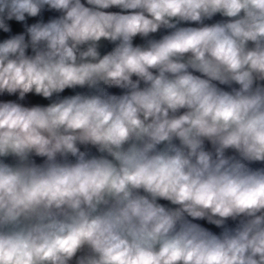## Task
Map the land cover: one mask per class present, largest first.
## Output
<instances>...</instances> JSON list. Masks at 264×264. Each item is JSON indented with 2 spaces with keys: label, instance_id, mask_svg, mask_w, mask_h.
Listing matches in <instances>:
<instances>
[{
  "label": "clouds",
  "instance_id": "obj_1",
  "mask_svg": "<svg viewBox=\"0 0 264 264\" xmlns=\"http://www.w3.org/2000/svg\"><path fill=\"white\" fill-rule=\"evenodd\" d=\"M0 264H264V0H0Z\"/></svg>",
  "mask_w": 264,
  "mask_h": 264
},
{
  "label": "trees",
  "instance_id": "obj_2",
  "mask_svg": "<svg viewBox=\"0 0 264 264\" xmlns=\"http://www.w3.org/2000/svg\"><path fill=\"white\" fill-rule=\"evenodd\" d=\"M33 99L35 100L36 103H41V104H46L47 101L39 98V97H33Z\"/></svg>",
  "mask_w": 264,
  "mask_h": 264
},
{
  "label": "crops",
  "instance_id": "obj_3",
  "mask_svg": "<svg viewBox=\"0 0 264 264\" xmlns=\"http://www.w3.org/2000/svg\"><path fill=\"white\" fill-rule=\"evenodd\" d=\"M32 102H33V103H36L35 100L33 99V97H32Z\"/></svg>",
  "mask_w": 264,
  "mask_h": 264
}]
</instances>
